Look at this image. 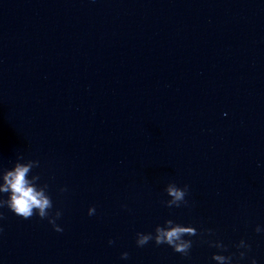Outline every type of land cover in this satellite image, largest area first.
Instances as JSON below:
<instances>
[{"label": "water", "instance_id": "1", "mask_svg": "<svg viewBox=\"0 0 264 264\" xmlns=\"http://www.w3.org/2000/svg\"><path fill=\"white\" fill-rule=\"evenodd\" d=\"M29 158L63 231L0 209V264H216L207 229L264 264V0H0V174ZM168 218L189 255L136 245Z\"/></svg>", "mask_w": 264, "mask_h": 264}, {"label": "clouds", "instance_id": "2", "mask_svg": "<svg viewBox=\"0 0 264 264\" xmlns=\"http://www.w3.org/2000/svg\"><path fill=\"white\" fill-rule=\"evenodd\" d=\"M40 161L38 159L18 160L12 167L5 169L0 174V209L8 208L17 216L24 219L38 216L41 219L47 218L48 222L57 232H62L63 227L57 223V220L62 216V210L57 208L52 213L53 200L49 192V184L47 181H42L41 175L35 169L39 168ZM61 192L67 191V186H62L59 189ZM165 192L169 197L163 203L168 208H179L182 205L187 206L186 199L189 186L187 184L179 186L175 182L167 183ZM126 207V205H124ZM96 207L89 206L88 215H94ZM3 219V212H0V220ZM2 230V228H0ZM208 244L219 251L213 252L211 259L216 264H241V261L248 259L250 264H258L255 256H248L251 250V244L241 238L235 247L237 252H229L228 245L221 239L214 238L215 233L212 229H207ZM254 231L264 235V224H257ZM198 229L193 224H185L178 222L172 218L165 219L162 224L155 225L153 231L136 232V245L143 247L150 241H154L156 245L166 244L184 256L189 255L193 245V240L190 238L197 235ZM113 244V240L108 241ZM129 253L123 251L121 259L127 260Z\"/></svg>", "mask_w": 264, "mask_h": 264}]
</instances>
